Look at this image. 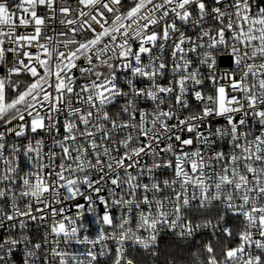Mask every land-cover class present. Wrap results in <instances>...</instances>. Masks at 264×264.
Segmentation results:
<instances>
[{
	"label": "snow or ice",
	"instance_id": "1",
	"mask_svg": "<svg viewBox=\"0 0 264 264\" xmlns=\"http://www.w3.org/2000/svg\"><path fill=\"white\" fill-rule=\"evenodd\" d=\"M193 248L264 264V0H0V264Z\"/></svg>",
	"mask_w": 264,
	"mask_h": 264
},
{
	"label": "trees",
	"instance_id": "2",
	"mask_svg": "<svg viewBox=\"0 0 264 264\" xmlns=\"http://www.w3.org/2000/svg\"><path fill=\"white\" fill-rule=\"evenodd\" d=\"M198 246V245H195ZM194 250L193 249H174V251L177 253L178 258H179V264H184V260L188 258L190 251Z\"/></svg>",
	"mask_w": 264,
	"mask_h": 264
},
{
	"label": "built area",
	"instance_id": "3",
	"mask_svg": "<svg viewBox=\"0 0 264 264\" xmlns=\"http://www.w3.org/2000/svg\"><path fill=\"white\" fill-rule=\"evenodd\" d=\"M222 67L223 68H227L228 65L224 64V65H222ZM88 220H89V222L91 224L92 234L95 235L98 226L95 224L93 217H89ZM199 243H200V241H199V239H197L196 240V245H199ZM109 264H110V262H109Z\"/></svg>",
	"mask_w": 264,
	"mask_h": 264
}]
</instances>
